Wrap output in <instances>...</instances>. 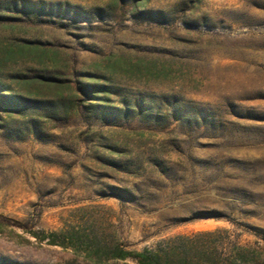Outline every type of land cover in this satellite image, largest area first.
Instances as JSON below:
<instances>
[{
    "label": "rangeland",
    "instance_id": "obj_1",
    "mask_svg": "<svg viewBox=\"0 0 264 264\" xmlns=\"http://www.w3.org/2000/svg\"><path fill=\"white\" fill-rule=\"evenodd\" d=\"M215 229L264 245V0H0V259Z\"/></svg>",
    "mask_w": 264,
    "mask_h": 264
},
{
    "label": "trees",
    "instance_id": "obj_2",
    "mask_svg": "<svg viewBox=\"0 0 264 264\" xmlns=\"http://www.w3.org/2000/svg\"><path fill=\"white\" fill-rule=\"evenodd\" d=\"M12 100L15 98L12 97ZM9 99V100H11ZM39 237L38 232H33ZM264 241V232H256ZM51 245L72 248L88 264H264V245L242 244L232 239L228 230H199L162 238L141 250L124 243L100 237L95 231L79 236L77 232L62 235L50 232L44 238ZM0 264H27L0 259ZM61 264V263H59ZM63 264H85L72 260Z\"/></svg>",
    "mask_w": 264,
    "mask_h": 264
}]
</instances>
